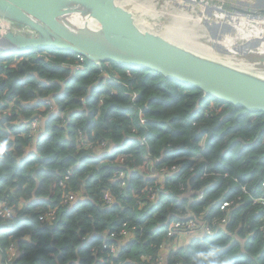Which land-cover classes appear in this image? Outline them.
I'll use <instances>...</instances> for the list:
<instances>
[{"label":"trees","instance_id":"1","mask_svg":"<svg viewBox=\"0 0 264 264\" xmlns=\"http://www.w3.org/2000/svg\"><path fill=\"white\" fill-rule=\"evenodd\" d=\"M246 19L264 39V17ZM84 61L71 70L82 62L68 51L0 50V114L13 106L0 118V206L12 210L0 216V264H161L167 225L190 212L223 224L172 250L167 264H196L214 245L231 264H264V205L253 198L264 181V113L153 70ZM35 112L44 118L23 121ZM123 230L134 234L125 245Z\"/></svg>","mask_w":264,"mask_h":264},{"label":"water","instance_id":"2","mask_svg":"<svg viewBox=\"0 0 264 264\" xmlns=\"http://www.w3.org/2000/svg\"><path fill=\"white\" fill-rule=\"evenodd\" d=\"M0 18L21 28L1 31L11 49H60L95 62L153 70L225 103L264 113L263 75L142 27L118 0H0Z\"/></svg>","mask_w":264,"mask_h":264},{"label":"rangeland","instance_id":"3","mask_svg":"<svg viewBox=\"0 0 264 264\" xmlns=\"http://www.w3.org/2000/svg\"><path fill=\"white\" fill-rule=\"evenodd\" d=\"M118 2L122 4L123 6L127 7L128 9L133 10V12L135 13L137 17L139 24L142 27L147 28V29L156 30L160 33H163V34L165 33L166 35H170V36H172L173 34L169 33V29L176 28L178 32H177V35L176 36L174 35V36L177 40H180V38H178L177 36L181 35L183 37L192 38V40L196 43H203L205 45H211L214 48V50L218 53V55L223 56V57L216 56V58H218L219 60L226 61V56L228 54H232L234 55V58H235V60L233 61L236 62L235 64H238L236 66L247 69L246 67L242 66L241 63L248 64L249 68H251L249 71L264 76V50L262 49L258 50L259 41H258V44H256V42L252 44L254 47L249 46L251 42V40L249 39H237L234 45H232V47L228 46L227 43L225 42V41L233 40L239 34V32L235 28V26L237 25L235 23L236 21L230 19L229 17L230 14L232 13L236 14L237 17L244 16L245 18H248V19L257 18V16H254V15L249 16L245 13L244 14L236 13V11L233 10V7H245L243 6L240 0H203L204 3L210 4L211 6H213L212 9H210L209 11H206V10L204 11L201 5H197V3L196 4L191 3V0H118ZM154 5L159 14H155L153 10L150 9ZM250 5H254V4L250 3ZM214 7H221L223 10H225V14L227 16L226 24L217 23L223 27V30H221L220 33L218 32L216 34L215 32H213V28H212L213 24L216 25V23L214 22L212 24L211 21L212 20L221 21L223 18H222V15L219 14L220 17H217V20L215 19L214 11H213ZM253 8L254 7H250L249 10L251 11V9ZM184 9H186V11L188 13H191L194 17H201V25L197 24L194 21V19L189 17L188 15L187 16L184 15L182 12V11H185ZM254 12H256V10H254ZM2 25L3 26L0 27V31L4 30L5 28L17 26L16 24L8 22V21L7 22L5 21V24H2ZM205 32L208 33L210 38L207 37ZM226 35H229V36L226 38ZM214 36H217V37L214 38ZM255 40H258V39H255ZM189 46H193L194 49L200 50L204 53L208 52L199 46H195L194 44L189 45ZM66 67L68 69L70 68L71 70H73L77 68V65L73 66L69 64V65H66ZM136 92H138V89H136ZM46 100H47L48 105H51L50 106L51 109L52 107L58 110L61 109L60 103H57L58 100L56 101V99H54L52 102L51 97H49ZM9 105H12V104H9ZM12 111H13V106H11L10 108L9 106H7V109L3 111V116L4 117L11 116ZM73 111L74 109L62 110V113L68 114V112H73ZM36 112L42 113L43 115V113L49 112V111L46 108V106H39L38 108H36ZM36 112L30 115L29 118L24 115L23 121H30L31 120L30 118L34 116H38L37 117L38 119L44 118V116L41 117L39 113H36ZM17 113H19V109H17ZM3 116L2 114H0V118ZM31 136L37 137L38 130H33V132H31ZM12 139H15V138H12ZM201 159H202L201 157L197 158L198 161H201ZM209 175L210 174L208 173L205 176H209ZM64 184L65 182H63V185ZM253 198L258 199L259 202L263 204L262 200L264 199V181L262 182V185H261V194L257 198L256 197H253ZM137 201L139 200L137 199ZM222 201L220 202L222 203ZM253 202L258 203L255 200H253ZM227 206L228 205H226L225 207ZM48 216H49L48 218L53 219V217L50 216L49 213H48ZM175 221L177 220L175 219ZM169 223L170 224L167 226H170L172 224V222H169ZM124 236L126 237V239H128V238L133 237L134 234L130 230V231H127V233ZM180 238H181L180 236L169 238L170 239V241L168 242L169 247H166V249L164 248L162 251L163 257H168V255L171 253L172 250H177L180 248L178 247ZM175 242L177 245L174 246Z\"/></svg>","mask_w":264,"mask_h":264},{"label":"built area","instance_id":"4","mask_svg":"<svg viewBox=\"0 0 264 264\" xmlns=\"http://www.w3.org/2000/svg\"><path fill=\"white\" fill-rule=\"evenodd\" d=\"M13 28H15V29H21L20 27H18V26H13ZM78 57V56H77ZM79 59H80V61L82 62V64H80V65H77V68H75L76 70H81V69H84L85 67H87L86 66V63H85V58L84 57H78ZM52 108H54V107H52ZM145 121V120H144ZM33 127H34V129L35 130H38V132L40 131L39 130V128H38V125L36 124V121H34V123H33ZM121 159H123V158H121ZM123 161V160H122ZM170 169L171 170H173V171H175V172H177V171H182L183 170V168L181 167V165H179V164H174V165H172L171 167H170ZM166 170H169L168 169V167L166 166V167H164V168H162V172H164V171H166ZM120 177L122 178V177H125V174L123 173V172H121L120 173ZM123 184H126V182H123ZM153 188H150V191H152L153 192ZM151 192V193H152ZM151 197L152 198H155L156 197V192H153L152 194H151ZM112 196L108 193L107 195H106V202L107 203H111L112 202ZM72 201H74V200H71L70 201V203L72 202ZM229 204H228V203ZM262 202H263V204H264V199L262 200ZM68 204H69V202H68ZM231 202L230 201H226V200H224V201H222V203H220V206H219V210L220 211H226L230 206H231ZM226 205H228L227 207H225ZM12 215V210L11 209H7V208H0V216H2V217H10ZM207 217H209V216H207ZM226 218H224L223 220H222V222H226ZM221 224H223V223H218V221L217 220H215V221H213L212 222V225L211 224H209L208 222H207V220H206V218L205 219H201V218H198L197 216H196V214L195 213H193V212H190V214L185 218V219H179V220H177V221H174L170 226H168L166 229H165V231L167 232V234H168V237L169 238H174L175 236H180L181 238H180V240H182V241H186V243H188V242H190L191 241V239L196 235V234H199V233H201V232H205V233H207V234H209V233H213V229H215V228H220V226H221ZM127 233V230H123V232H122V234H123V236L125 235ZM113 235H115V234H113ZM125 237V236H124ZM168 238V240H167V242H169L170 241V239ZM169 244V243H168ZM168 244H167V246L166 247H169L168 246ZM175 245H177L176 244V242L174 243V246ZM166 247H164L165 249H166ZM178 247H180L179 245H178ZM105 248H107V245H105ZM10 250L11 251H13L14 252V250H15V247L14 246H11L10 247Z\"/></svg>","mask_w":264,"mask_h":264},{"label":"crops","instance_id":"5","mask_svg":"<svg viewBox=\"0 0 264 264\" xmlns=\"http://www.w3.org/2000/svg\"><path fill=\"white\" fill-rule=\"evenodd\" d=\"M195 1H199L200 3H203V4H205V5H209V6H211L210 4H206V3H204L203 2V0H195ZM241 1V3L243 4V6H245V7H233V10L234 11H236L237 9H244V10H248V11H250L249 9H250V7H254L253 9H251V11L252 12H254V10H256V12H255V15L254 14H251L252 16L254 15V16H258V17H264V0H240ZM250 3L251 4H254V5H250ZM246 4V5H245ZM213 7V6H212ZM257 8V9H256ZM214 9H216V10H214ZM214 9H213V11H214V13L217 15V16H219V14L220 15H222V20L221 21H218V22H215L214 20H212L211 21V23L213 24L214 22L216 23V25H214L213 24V32H215V34L216 33H220L221 32V30H223V27L222 26H220L219 24H217V23H220V24H226V14H225V10H223L221 7H214ZM207 11H209V10H207ZM236 13H241V12H238V11H236ZM244 14V13H243ZM246 14V13H245ZM257 14H259V15H257ZM247 15H249V14H247ZM251 15H249V16H251ZM220 17V16H219ZM230 19H232V20H234V21H236L235 23L237 24L236 26H235V28H236V30L239 32V34H238V36L237 37H235L233 40H231V41H225L226 43H227V45L228 46H231L232 47V45H234V43H235V41L237 40V39H249V40H251V42H250V45L249 46H252V47H254L252 44L254 43V42H256V44H258V41H259V45H258V50H264V39H263V35H260V34H258L257 33V29L256 28H258L257 26H256V28H253V29H251V30H249V29H246L244 26H243V22L245 21V20H247L244 16H240V17H237V15L236 14H230ZM257 19V18H256ZM257 20H259V19H257ZM7 22V21H6ZM2 24H5V20H3V19H1L0 18V27H2L3 25ZM205 33H207V32H205ZM208 34V33H207ZM217 36H219V35H217ZM217 36H214V38L215 37H217ZM223 36V35H222ZM229 35H226V38L228 37ZM0 37H1V39H0V48H5V49H7V50H13V49H11L10 48V46H9V43L3 38V36H2V34H1V31H0ZM172 37H174L175 38V36L174 35H172ZM225 38V39H226ZM255 39H258V40H255ZM211 46V45H210ZM211 51L210 52H212V53H214V54H218L215 50H214V48L211 46ZM228 55H232V54H228ZM231 57H234V55L233 56H231ZM244 65H248V64H245L244 63ZM249 66V65H248ZM51 99H52V97H51ZM44 130H42L41 129V131H39L38 132V134H40V133H42ZM35 149H36V147H35ZM30 151V147H28L27 148V152H29ZM191 199H196L197 197H196V195H195V193L193 192V191H190L188 194H187ZM157 202V201H156ZM0 208H6L5 206H0ZM207 215V214H206ZM200 218H202L201 216H200ZM199 234H205V232H201V233H199ZM130 240V238H128V239H124V240H121L120 242L121 243H123V245H125L128 241ZM186 242L185 241H182V240H180L179 239V246H182V245H184ZM189 243V242H188ZM163 256V255H162ZM2 261V257H1V255H0V262ZM164 262V263H163ZM162 264H167V257H163V261H162Z\"/></svg>","mask_w":264,"mask_h":264},{"label":"clouds","instance_id":"6","mask_svg":"<svg viewBox=\"0 0 264 264\" xmlns=\"http://www.w3.org/2000/svg\"><path fill=\"white\" fill-rule=\"evenodd\" d=\"M1 51L3 52H8L10 50H4L3 48H0ZM55 98L52 97V100H54ZM77 197L74 199L76 200ZM73 202V201H72ZM71 202V203H72ZM69 203V204H71ZM196 264H205V261H206V264H231V261L227 259V257H220L217 255V248L216 246L214 245L212 247V250L210 251H201L199 253H196ZM199 257H203L204 259L201 260L199 259Z\"/></svg>","mask_w":264,"mask_h":264},{"label":"bare ground","instance_id":"7","mask_svg":"<svg viewBox=\"0 0 264 264\" xmlns=\"http://www.w3.org/2000/svg\"><path fill=\"white\" fill-rule=\"evenodd\" d=\"M153 10V12L155 13V14H159L158 12H157V10L156 9H152ZM257 15H259V14H257ZM80 22L82 23L83 21L82 20H80ZM147 29V28H146ZM169 33H171V34H173V35H177V33H172V31H170L169 30ZM165 34V33H164ZM166 35V34H165ZM178 38H180L182 41H184L185 43H187L188 41L187 40H185L184 38H182L181 36H177ZM189 44H191L190 42H189ZM193 45V44H192ZM206 54H208L209 56H212V57H214V58H216V56H220V55H218V54H214V53H212V52H210V51H208V52H206ZM220 57H223V56H220ZM216 59H218V58H216ZM233 60H235V58L234 57H228V56H226V61L225 62H228V63H230V64H232V65H238V64H235L236 62L235 61H233ZM241 65L242 66H244V67H246L248 70H250L251 68H249V66L248 65H244V63H241Z\"/></svg>","mask_w":264,"mask_h":264}]
</instances>
